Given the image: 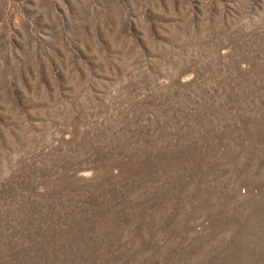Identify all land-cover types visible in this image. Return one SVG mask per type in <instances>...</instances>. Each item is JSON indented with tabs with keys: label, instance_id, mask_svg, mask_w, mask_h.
Segmentation results:
<instances>
[{
	"label": "rangeland",
	"instance_id": "obj_1",
	"mask_svg": "<svg viewBox=\"0 0 264 264\" xmlns=\"http://www.w3.org/2000/svg\"><path fill=\"white\" fill-rule=\"evenodd\" d=\"M0 264H264V0H0Z\"/></svg>",
	"mask_w": 264,
	"mask_h": 264
}]
</instances>
